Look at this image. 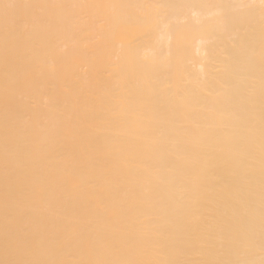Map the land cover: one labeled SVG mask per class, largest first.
Returning a JSON list of instances; mask_svg holds the SVG:
<instances>
[{
  "label": "bare ground",
  "instance_id": "bare-ground-1",
  "mask_svg": "<svg viewBox=\"0 0 264 264\" xmlns=\"http://www.w3.org/2000/svg\"><path fill=\"white\" fill-rule=\"evenodd\" d=\"M0 264H264V0H0Z\"/></svg>",
  "mask_w": 264,
  "mask_h": 264
}]
</instances>
